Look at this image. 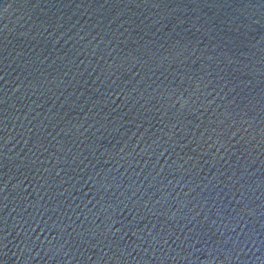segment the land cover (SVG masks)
<instances>
[{"label": "water", "instance_id": "obj_1", "mask_svg": "<svg viewBox=\"0 0 264 264\" xmlns=\"http://www.w3.org/2000/svg\"><path fill=\"white\" fill-rule=\"evenodd\" d=\"M0 264H264V0H0Z\"/></svg>", "mask_w": 264, "mask_h": 264}]
</instances>
